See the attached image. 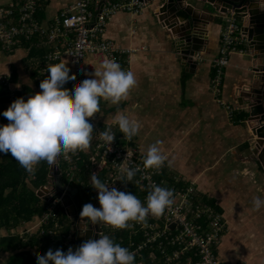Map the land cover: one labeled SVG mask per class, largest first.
Here are the masks:
<instances>
[{
    "label": "crops",
    "instance_id": "1",
    "mask_svg": "<svg viewBox=\"0 0 264 264\" xmlns=\"http://www.w3.org/2000/svg\"><path fill=\"white\" fill-rule=\"evenodd\" d=\"M8 1L0 0V7H5ZM38 1L37 15L44 27L50 25L54 15L72 2ZM158 2H149L141 13L119 12L108 19L101 38L113 40L117 46L137 48L129 57H123L121 65L124 70L134 73L137 83L128 98L118 106L100 101V112L96 113L100 127L105 130L110 126L117 138L129 146L138 147L142 154L149 145L160 141L162 152L172 164L169 167L166 163L163 172L155 176L156 180L166 187L175 186V178L179 179V187L193 182L197 196L212 203L227 221V229L216 247L219 258L233 264H264V208L256 211L252 204L255 197L264 199V163L259 160V151L255 148L256 136L252 132L250 116V101L254 93L249 91L255 88L252 68L260 62V58L254 55L255 50L249 41L242 45L245 52L231 55L225 69L223 90L224 99L236 107L234 115L229 117L225 109L216 103L210 81L213 76L211 60L219 53L221 32L233 12L214 11V19L201 24L202 50L195 55L196 62L188 63L176 51V35L158 18ZM203 3L199 2L197 6ZM239 23H242L241 18ZM46 51L47 45L40 36L24 40L13 51L0 50V74L12 72L14 79L11 90L5 91L7 101L4 102L0 96V111L6 110L20 97L27 100L41 91L40 69ZM59 63H65L71 70L68 56H63ZM92 72L89 70L87 73ZM85 78L94 77L85 74ZM65 87L72 90L71 86ZM11 92L14 100L10 97ZM118 109L141 124L139 134L131 141L124 138L114 123ZM8 154L0 153V161ZM88 155L87 152H78V159L75 160L78 169L70 177L66 174L67 163L60 159L64 170L62 177L64 182L70 179V185L79 188L82 207L96 201L101 206L98 190L90 184ZM44 163L41 162L37 169L43 168ZM47 168L44 184L35 190L38 197L35 205L40 208V213L29 220L21 217L15 226L14 222L0 225V264H36V257L45 255L49 249L64 252L70 247L76 249L70 243L73 239L71 233L72 227L79 228L64 205L57 207L55 220L47 224L42 222L49 198L39 193L50 182L51 166L47 164ZM29 177L35 180L37 175L29 173ZM97 177L104 182L102 176ZM82 190L91 191L94 198L83 201ZM122 191L131 192L145 202L149 190L140 189L134 178V182L125 183ZM67 199L68 202L73 200L72 206L79 211L75 194L70 192ZM78 215L80 223V212ZM86 220L83 219L84 223ZM147 221L155 220L148 217ZM159 223L163 226L162 222ZM102 227L104 235H109L132 251L130 242L137 240L135 236L139 229L134 222L133 227L128 229H113L108 225ZM80 229L83 231L80 235L87 239H94L98 234L95 226L85 230L84 225ZM8 235L19 236L21 246L19 244L14 250L4 251L2 241ZM166 249L168 253L174 250L171 246H166ZM14 254L16 257L12 263ZM135 258L136 264H170L163 260L160 251L157 262L150 259L148 251L135 254ZM198 260L195 252L189 250L172 264H194Z\"/></svg>",
    "mask_w": 264,
    "mask_h": 264
},
{
    "label": "built area",
    "instance_id": "2",
    "mask_svg": "<svg viewBox=\"0 0 264 264\" xmlns=\"http://www.w3.org/2000/svg\"><path fill=\"white\" fill-rule=\"evenodd\" d=\"M149 4L147 0H72L63 10L54 15L53 21L47 27L41 24L38 18V0H10L5 7H0V50L13 51L16 46L24 40H32L36 36L44 38L47 51L41 65V79L48 75L47 66L59 63L63 56L70 59V77L75 84L72 90L78 87L89 70L95 71L94 65L99 68L103 60L112 59L122 65L123 57H129L137 48L117 46L110 39H102L107 26L108 19L119 13L128 12L132 14L141 13ZM233 12V11H232ZM248 39L242 30L238 16L235 12L227 21L221 32V45L219 53L211 60L213 76L210 81V90L216 100L229 117L234 115L235 106L224 99L225 69L229 65L230 57L236 52H245L242 45ZM12 72L0 74V83L7 90H11ZM7 86V87H6ZM11 99L14 95L11 92ZM93 124L94 136L91 141L89 154V165L91 175L95 173L102 176L108 187H115L122 191L125 181L119 178L123 175L122 169L140 166L142 168L143 154L138 147H132L122 142L115 136L110 148L106 147L98 134L103 130L98 122V115L89 118ZM127 151L133 152L131 160L126 159ZM78 152L70 158L61 156L56 165L51 166L50 182L41 188L43 195L49 197L46 211L43 215V224L55 220L56 209L64 205L71 212L74 210L73 200L67 199L70 195V179L64 182V170L61 167L60 159L67 163L66 174L70 177L78 169L76 159ZM163 172L146 170L138 172L135 182L142 190H150V184L159 183L155 176ZM56 177L62 187L57 184ZM175 186L166 187L174 193V203L170 210L155 221L136 224L138 234L130 242L134 254L147 252L152 261L157 262L158 252L163 254V260L167 263H177L185 252L192 250L199 260L194 264H233L224 262L216 253L224 232L227 229V221L223 214L218 212L214 205L208 200L200 199L197 196V188L194 183L179 187V179H174ZM52 188V190H50ZM57 192H60L59 195ZM69 194V195H68ZM54 195V196H53ZM97 208L98 202L93 204ZM99 207V206H98ZM79 211L71 214L75 221L79 218ZM162 222L163 226L159 223ZM172 226L173 229H170ZM93 227V226H92ZM91 227V228H92ZM96 228V227H95ZM90 229V228H89ZM104 235V229L99 236ZM166 246L174 248L168 253ZM137 264H144L138 262ZM191 264V263H189Z\"/></svg>",
    "mask_w": 264,
    "mask_h": 264
},
{
    "label": "clouds",
    "instance_id": "3",
    "mask_svg": "<svg viewBox=\"0 0 264 264\" xmlns=\"http://www.w3.org/2000/svg\"><path fill=\"white\" fill-rule=\"evenodd\" d=\"M259 7L264 10V0H258ZM92 73H83L94 78H86L78 87L69 91L65 85L75 84L70 77V69L65 63L49 64L48 75L40 83L41 91L25 100L20 97L0 115L9 121L0 125V153L11 156L28 173L35 174L37 166L45 162L50 166L57 164L63 156L87 152L93 140V124L89 118L100 112V101L119 105L126 100L131 89L137 83L132 71L124 70L119 63L105 59ZM114 123L124 138L131 141L141 129L138 120L117 111ZM98 139L110 148L115 139L111 127L98 134ZM161 142L156 141L148 146L142 157V168L129 167L122 169L119 178L126 182H134L138 172L154 170L158 172L165 164L171 167L172 161L162 152ZM133 152L127 151L126 159L131 160ZM90 184L98 190L96 208L91 203L82 207L80 217L87 224L108 225L113 229H128L133 222L143 224L148 217L160 218L174 203L171 189L155 183L150 184L145 202L131 192L120 191L108 187L95 173L91 175ZM253 209L264 208V199L255 197ZM36 264H136L135 254L126 246L117 243L109 235H100L99 239H88L73 250L67 252L60 249H49L45 255L36 257Z\"/></svg>",
    "mask_w": 264,
    "mask_h": 264
},
{
    "label": "water",
    "instance_id": "4",
    "mask_svg": "<svg viewBox=\"0 0 264 264\" xmlns=\"http://www.w3.org/2000/svg\"><path fill=\"white\" fill-rule=\"evenodd\" d=\"M147 1L156 3L160 1L157 6L158 18L163 26H167L176 35V51L188 63L196 62L194 57L200 53L203 44L201 24L214 19V11L226 13L230 10L237 14L238 19L241 18L242 30L250 46L255 50L254 55L260 58V62L252 68L255 88L249 91L254 93L250 101V116L252 118V132L256 136L255 148L259 151V160L264 163V10L259 7L258 0H198L197 3H192L190 0ZM199 2L204 3L201 6H197ZM58 179L56 177L57 184L62 187ZM69 192L75 194L79 212H81L82 203L79 188L71 187ZM59 194L60 192H57L56 195ZM39 195H43V191ZM46 197L49 198L48 196ZM69 212L70 214L75 213L76 209L74 208L72 212L71 210ZM72 218L74 223L76 217L72 216ZM76 225L79 229L76 230L75 227H72L71 236L73 239L70 243L77 248L90 238L87 239L85 236L80 235L83 232L80 228L85 225L81 217L80 223L77 220ZM92 226L96 227L98 234L102 231L100 223L94 225L90 223L87 229L89 230ZM98 234L95 235L94 239H98Z\"/></svg>",
    "mask_w": 264,
    "mask_h": 264
},
{
    "label": "trees",
    "instance_id": "5",
    "mask_svg": "<svg viewBox=\"0 0 264 264\" xmlns=\"http://www.w3.org/2000/svg\"><path fill=\"white\" fill-rule=\"evenodd\" d=\"M11 79V86L13 81ZM7 87V86H6ZM7 89L0 84V96L2 100L7 101L5 94ZM8 92V91H7ZM4 111L1 110L0 113ZM9 121L3 115H0V125L8 124ZM47 163H44L43 168L36 170L37 178L30 180L29 173L19 165V163L11 156L5 155L0 161V225L19 221L21 217L31 219L33 215L40 213V208L35 204L38 202V197L35 190L44 184L47 175ZM25 220V221H27ZM13 227V226H7ZM21 239L16 235L5 236L2 245L3 250H14L20 244ZM30 243V242H29ZM1 245V244H0ZM2 249V248H1ZM17 254V253H16ZM12 255V263L16 257Z\"/></svg>",
    "mask_w": 264,
    "mask_h": 264
},
{
    "label": "rangeland",
    "instance_id": "6",
    "mask_svg": "<svg viewBox=\"0 0 264 264\" xmlns=\"http://www.w3.org/2000/svg\"><path fill=\"white\" fill-rule=\"evenodd\" d=\"M10 1V0H9ZM8 1V3H9ZM1 84V83H0ZM2 85V84H1ZM3 86V85H2ZM94 195L91 191L87 192L85 190H82V200L83 201H88L89 199H93Z\"/></svg>",
    "mask_w": 264,
    "mask_h": 264
}]
</instances>
